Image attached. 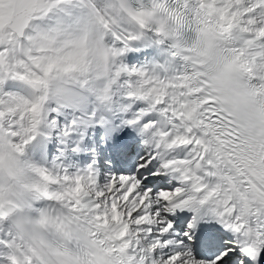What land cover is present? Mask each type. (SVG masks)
Masks as SVG:
<instances>
[{"label":"snow or ice","instance_id":"6c2138e0","mask_svg":"<svg viewBox=\"0 0 264 264\" xmlns=\"http://www.w3.org/2000/svg\"><path fill=\"white\" fill-rule=\"evenodd\" d=\"M0 264H264V0H0Z\"/></svg>","mask_w":264,"mask_h":264}]
</instances>
